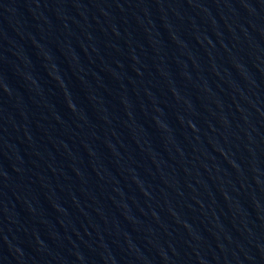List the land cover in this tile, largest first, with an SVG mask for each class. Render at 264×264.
<instances>
[{
  "label": "water",
  "instance_id": "1",
  "mask_svg": "<svg viewBox=\"0 0 264 264\" xmlns=\"http://www.w3.org/2000/svg\"><path fill=\"white\" fill-rule=\"evenodd\" d=\"M0 264H264V0H0Z\"/></svg>",
  "mask_w": 264,
  "mask_h": 264
}]
</instances>
